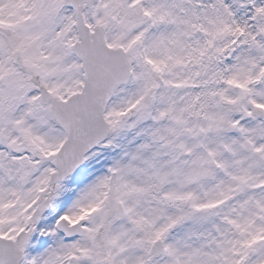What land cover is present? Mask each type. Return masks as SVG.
I'll return each mask as SVG.
<instances>
[{
	"label": "snow or ice",
	"instance_id": "6c2138e0",
	"mask_svg": "<svg viewBox=\"0 0 264 264\" xmlns=\"http://www.w3.org/2000/svg\"><path fill=\"white\" fill-rule=\"evenodd\" d=\"M0 264H264V0H0Z\"/></svg>",
	"mask_w": 264,
	"mask_h": 264
}]
</instances>
